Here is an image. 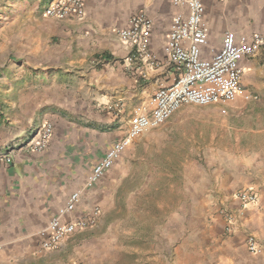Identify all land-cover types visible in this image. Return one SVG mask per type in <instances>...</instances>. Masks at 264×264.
Here are the masks:
<instances>
[{
    "label": "crops",
    "instance_id": "obj_1",
    "mask_svg": "<svg viewBox=\"0 0 264 264\" xmlns=\"http://www.w3.org/2000/svg\"><path fill=\"white\" fill-rule=\"evenodd\" d=\"M54 1L0 0V155L15 149L12 163L0 168V264H99L105 219L139 195L161 200L164 186L171 193L180 187L179 201L203 202L207 237L189 248L200 253L166 264H264V49L241 61L242 93L233 103L182 106L88 189L133 117L151 115L155 93L178 77L165 49L172 19L187 10L173 0H84L83 18L58 20L45 16ZM202 2V59L222 49L227 32L264 35V0ZM140 14L152 24L150 57L130 62L135 50L118 33ZM43 123L53 126L48 147L27 152ZM243 189L255 192L257 203L244 206L236 196ZM77 191L83 198L63 221L97 210L96 226L57 250L42 249L39 232ZM186 217L195 215L187 210ZM159 247L141 264H163Z\"/></svg>",
    "mask_w": 264,
    "mask_h": 264
},
{
    "label": "built area",
    "instance_id": "obj_2",
    "mask_svg": "<svg viewBox=\"0 0 264 264\" xmlns=\"http://www.w3.org/2000/svg\"><path fill=\"white\" fill-rule=\"evenodd\" d=\"M228 2L231 0H217ZM173 6L184 8L182 13L174 16L166 45V60L178 72L175 82L159 89L152 99L151 115H136L131 120L127 136L117 142L91 173L86 188H93L104 175L118 162L133 141L146 132L159 128L184 105L206 107L218 103H233L242 93L241 80L243 68L241 61L251 58L264 49V35L254 33L247 35L242 31L227 32L223 47L209 60L202 59V49L208 43V34L203 26L204 5L202 0H173ZM84 0H56L46 9L45 16L58 20L69 17L83 18ZM151 21L144 14L132 18L130 27L118 33L120 41L135 51L130 62L149 58V41ZM53 136L51 123H43L35 132L24 150L27 152L44 151ZM15 149L6 155H0V168L10 165ZM83 191L73 193L57 217L39 232L38 239L44 250H57L63 242L78 232L92 229L97 223L98 211L92 217L81 218L75 222L65 223L63 218L72 213L83 198ZM244 206L257 203L258 196L251 189H243L236 193ZM249 249L257 251L254 237L248 240ZM1 249V245H0Z\"/></svg>",
    "mask_w": 264,
    "mask_h": 264
},
{
    "label": "rangeland",
    "instance_id": "obj_3",
    "mask_svg": "<svg viewBox=\"0 0 264 264\" xmlns=\"http://www.w3.org/2000/svg\"><path fill=\"white\" fill-rule=\"evenodd\" d=\"M174 190L171 193L170 187L164 186L161 195H157L161 200L157 201L149 193L139 195L131 200L127 209L122 207L126 202H121L118 214L105 219L102 226L99 236L104 239L99 264H141L142 260L153 256L155 245L160 246L163 264H166L165 260L200 253L201 249L189 248L207 240L202 227L203 202L179 201L181 188L175 187ZM177 209L178 216H171ZM187 210L195 217H186Z\"/></svg>",
    "mask_w": 264,
    "mask_h": 264
}]
</instances>
